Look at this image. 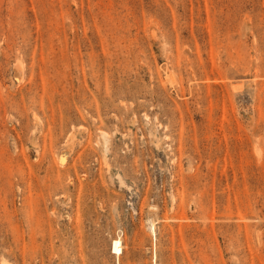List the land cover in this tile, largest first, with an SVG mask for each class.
Returning a JSON list of instances; mask_svg holds the SVG:
<instances>
[{
  "label": "rangeland",
  "instance_id": "obj_1",
  "mask_svg": "<svg viewBox=\"0 0 264 264\" xmlns=\"http://www.w3.org/2000/svg\"><path fill=\"white\" fill-rule=\"evenodd\" d=\"M0 264H264V0H0Z\"/></svg>",
  "mask_w": 264,
  "mask_h": 264
},
{
  "label": "bare ground",
  "instance_id": "obj_2",
  "mask_svg": "<svg viewBox=\"0 0 264 264\" xmlns=\"http://www.w3.org/2000/svg\"><path fill=\"white\" fill-rule=\"evenodd\" d=\"M104 133H105V132H104ZM104 133H103V135H104ZM105 138H106V136H105ZM106 140H107V139H106ZM106 140H105V141H106ZM107 141H108V140H107ZM153 228H154V226H153Z\"/></svg>",
  "mask_w": 264,
  "mask_h": 264
}]
</instances>
